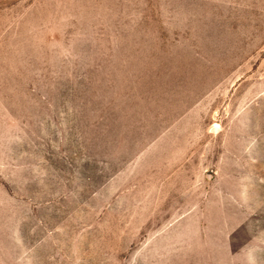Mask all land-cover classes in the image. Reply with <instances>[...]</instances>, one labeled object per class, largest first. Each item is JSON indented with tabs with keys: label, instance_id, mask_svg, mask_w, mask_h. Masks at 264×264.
<instances>
[{
	"label": "rangeland",
	"instance_id": "rangeland-1",
	"mask_svg": "<svg viewBox=\"0 0 264 264\" xmlns=\"http://www.w3.org/2000/svg\"><path fill=\"white\" fill-rule=\"evenodd\" d=\"M0 264H264V0H0Z\"/></svg>",
	"mask_w": 264,
	"mask_h": 264
}]
</instances>
